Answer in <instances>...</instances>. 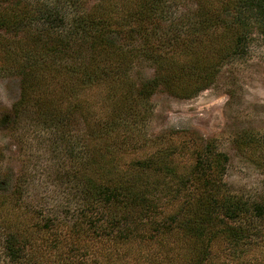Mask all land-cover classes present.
Returning <instances> with one entry per match:
<instances>
[{"label":"trees","instance_id":"obj_1","mask_svg":"<svg viewBox=\"0 0 264 264\" xmlns=\"http://www.w3.org/2000/svg\"><path fill=\"white\" fill-rule=\"evenodd\" d=\"M82 2L0 0V76L20 82L6 125L29 114L54 123L76 104L94 116L85 98L93 86L110 107L94 128L85 119L81 153L64 149L76 165L64 210L28 203L20 179L0 182V209H15L13 221L0 220L1 264H264V198L228 189V157L211 141L158 138L124 160L160 87L190 98L244 52L252 31L264 40V0ZM136 62L153 76L137 82ZM179 158H190L185 171Z\"/></svg>","mask_w":264,"mask_h":264},{"label":"rangeland","instance_id":"obj_2","mask_svg":"<svg viewBox=\"0 0 264 264\" xmlns=\"http://www.w3.org/2000/svg\"><path fill=\"white\" fill-rule=\"evenodd\" d=\"M17 1L27 4L37 0ZM94 3L95 0L82 2L86 6ZM153 72L146 62H136L131 69L137 82L152 77ZM102 87L93 86L85 97L94 102L90 106L91 112L95 110L94 116L76 104L54 123H38L34 114H29L15 127L6 125L2 116L20 96L19 78L13 74L1 75L0 182L7 178L14 182L20 179L28 203L33 202L49 212L64 210L71 203L64 185L67 170L76 166L64 149L70 145L75 153H81L84 141H89L83 134L85 119L94 128L107 114L110 107L105 103ZM148 107L144 123L138 127L142 132L140 140L136 144L132 142L133 148L124 154L125 161L144 156L158 138L176 144L183 141L190 146L211 141L217 152L228 157L223 176L228 189L249 201L264 198V40L257 31L251 32L240 56L220 67L209 87L190 98L172 96L160 87ZM189 162L190 158H179V170L185 171ZM11 185L14 184L6 187L7 192L13 188ZM8 210L0 209V220L13 221L15 209L7 213ZM1 232L0 226V240ZM2 259L0 247V264Z\"/></svg>","mask_w":264,"mask_h":264}]
</instances>
